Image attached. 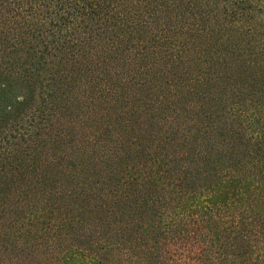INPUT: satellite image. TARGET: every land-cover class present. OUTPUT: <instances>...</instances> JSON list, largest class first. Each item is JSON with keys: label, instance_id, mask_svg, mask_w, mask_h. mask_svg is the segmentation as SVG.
<instances>
[{"label": "trees", "instance_id": "obj_1", "mask_svg": "<svg viewBox=\"0 0 264 264\" xmlns=\"http://www.w3.org/2000/svg\"><path fill=\"white\" fill-rule=\"evenodd\" d=\"M0 264H264V0H0Z\"/></svg>", "mask_w": 264, "mask_h": 264}, {"label": "rangeland", "instance_id": "obj_2", "mask_svg": "<svg viewBox=\"0 0 264 264\" xmlns=\"http://www.w3.org/2000/svg\"><path fill=\"white\" fill-rule=\"evenodd\" d=\"M134 229V228H133Z\"/></svg>", "mask_w": 264, "mask_h": 264}]
</instances>
